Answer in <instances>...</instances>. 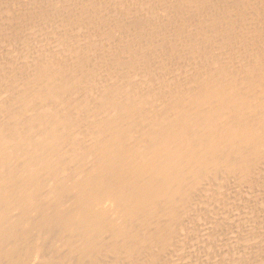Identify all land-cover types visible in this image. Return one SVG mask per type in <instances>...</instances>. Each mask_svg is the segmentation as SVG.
Segmentation results:
<instances>
[{"label":"bare ground","instance_id":"6f19581e","mask_svg":"<svg viewBox=\"0 0 264 264\" xmlns=\"http://www.w3.org/2000/svg\"><path fill=\"white\" fill-rule=\"evenodd\" d=\"M136 1L130 0L128 5L124 1L126 4H122V6H117L118 3H115L118 11L114 12L116 9L114 8L112 12H114L113 15L117 13L116 15H119L121 19L124 17L128 21L131 20L130 18L140 21L142 28L145 29L146 26H143L151 20L157 11L151 10L154 14L148 20V12L141 13L138 4L137 6L134 4ZM235 1L240 2L242 10L245 9L248 12L247 15L244 12L246 17L240 15L242 11L239 12V3V6H237L238 4L233 6L239 8L236 10L240 14L231 9L230 4ZM164 2L162 4L167 7H161L160 3L161 5H158L160 8L157 9L158 12L161 10L159 12L161 16L169 18L170 14V16L177 14V18H185V21L190 18L191 22L194 20L193 18H195L193 22L196 21V18L199 19L200 23H203L201 25L206 27V32L203 31L204 35L200 37L202 38L200 41L204 42L209 39L213 42L214 39L217 41L219 36H222V41L225 42V39L234 38L224 30H222L224 34L221 32L222 35H219L217 31V36H219L218 38L214 37L216 35L213 31L214 23L212 22L213 25H211L212 23H209L211 18H208L211 12H206L207 9H210L209 6L218 10L221 20V17L225 19L224 16H226L227 21L229 17L226 15L228 13L226 7L229 6L230 12L232 10L233 13H237V16L244 17L242 22L245 21V24L249 20H253L256 15L251 12L260 14L262 11L260 8L264 7L262 6L264 0H164ZM64 8H60V14L63 13ZM158 12L156 17L159 15ZM213 12L212 17L213 14H216ZM65 13H63L65 16L63 14L62 16L70 18ZM103 13L106 15L107 12ZM205 13H208V16L204 15ZM249 13L253 15V18L249 16ZM76 14L78 15L77 11ZM108 14L110 13L108 12ZM203 15L204 18L206 17L205 21L202 20ZM159 16L157 18L159 24H156L157 20L153 18L152 24L155 23L160 27L161 22L166 21L167 18L166 20L162 18V20ZM239 16L236 17L237 20H240ZM107 17L106 15V18H103L108 20L109 17ZM114 17H110L109 20L112 21ZM217 17L212 21L215 22ZM103 18L100 17V19ZM257 18H254L255 21ZM71 19L74 22L69 19L68 23L70 21L72 24L80 23L83 18H77L74 14ZM121 19L114 18V21L118 22ZM171 19L174 20V17L172 16ZM262 19L260 20L263 21L264 19ZM237 20L235 21L237 22ZM90 21L92 22V20ZM98 21L97 19L93 25ZM224 21H220V27L228 24V22L222 24ZM231 21L233 22V20ZM103 22L101 21V24ZM133 22L135 21L131 20L129 24ZM182 22H180L181 25L185 24L184 20ZM112 23L114 22L112 21ZM122 24L119 25L123 26ZM177 24L178 22L174 28L178 31ZM188 24L190 23L186 21L187 26L195 25V23ZM87 25L84 26L87 27ZM150 25L148 28L151 30L152 26ZM168 25L166 28L172 26ZM196 25L198 24L196 23ZM228 25H224V27L230 28ZM234 25H231L233 29ZM237 25L236 27H238ZM84 26H82V31ZM120 26L119 28H121ZM70 27L68 30L71 31ZM95 27L97 28V25ZM129 27L131 28L130 25ZM153 27L155 28V25ZM183 27L186 28L184 25ZM246 27L250 28V25ZM89 28L91 30L92 26ZM100 28L91 31L98 34L97 31ZM104 28L105 25L102 29ZM108 28L107 30L110 32L109 30L112 28ZM124 28H121V32ZM187 28L189 29V27ZM242 28L245 31L244 27H240L241 30ZM247 28L246 31L249 29ZM137 29H135L136 33L139 30L141 32L140 28ZM184 29L181 30L184 31ZM85 31H83L84 34ZM115 31H111V33ZM118 31L119 34L120 30ZM152 31L149 33H153ZM163 31L166 32V29ZM246 31L244 33L247 34ZM87 32L86 35L90 34L88 30ZM240 32L243 31L239 30L237 34ZM249 32H252V28ZM76 33L80 34L79 30ZM131 33L129 32V35ZM142 33L140 34L142 38L146 34L151 35L147 32L146 34ZM170 34L172 35V33ZM99 35L97 38H101ZM136 35L138 36V33ZM81 36L84 35H80L81 39L79 40L78 37H74L78 40H75L76 44H74L78 47L76 50L67 53L66 51L71 49L63 48L67 53L64 55L66 56L64 59L67 60L64 64L57 62V65L52 66L51 63L54 61H49L52 58L41 59L42 61L36 62L37 64L33 63V68L29 67L28 70L25 68L27 72L24 69L23 73L26 72V74L22 79V74L16 77L21 76L18 78L21 80L19 82L15 79L19 83L14 92L11 90L13 93L8 94L10 96L4 97L8 98L0 101V264H98V261L101 262L100 260H103L101 263L105 264L104 260L107 258L112 261V264H123L124 262H127L126 264H160L164 261L167 252L171 251L170 249L175 245L174 237L176 234H180L185 223L182 224V220L187 214L185 211L189 209L195 197L200 195L204 187L209 186L208 184L214 180L218 182L216 180L219 178L237 179V183L248 182L252 179L254 181V178L264 170V46L259 49L256 45L257 51H255V47L247 42L249 38H252V33L249 37L245 35V38L248 39H245L244 42L241 40L244 37L243 34H240L242 37L239 39L235 37L237 41L231 40L234 43H238L239 40L243 42L239 41L241 44L246 43L245 48L243 47L246 56L239 59L238 55L244 54L240 48L241 53H238L237 56L234 54L238 60H234L236 58L232 55L234 52L228 50L229 46L226 44L227 42H224L228 48L222 46L226 47L227 53L228 51L231 53L232 59L229 53L228 60L224 58L214 60V58V61L208 62L209 64L205 61V67L202 66L199 70L189 71L190 73H187V70L183 71L187 73L183 81L176 80L169 84L162 82L160 85L157 83L163 78L158 77L159 80L155 85H147L149 84L147 83V86L143 83H140L142 85L134 83L140 77H135V73L133 77L136 79L120 72L119 68L121 69V67L117 64L120 62L115 60L119 56L118 52H115L116 38L113 39L115 43L112 42L115 49L112 46L109 49L110 37L109 43H106L109 45L106 48V44H102L104 37L105 42L108 40L105 35L102 40L94 39L95 41L89 40L88 36H86L87 39H84L85 36L84 38ZM124 36L125 34L122 36L123 39ZM162 36L164 38L166 35ZM185 36L190 37V39H183L187 42L194 40V37L192 40V36H188V34ZM116 37L118 41V35ZM156 38L157 36H155ZM197 38L199 39V37ZM74 39L68 46L73 44ZM153 39L152 41H155ZM137 40L139 41V39ZM143 40L145 41V38L142 39V44ZM98 41H101V44ZM126 41H123L124 44ZM119 42L123 43L120 40ZM233 42L232 45L235 48L237 45L234 46ZM121 43L119 45L123 47L131 45ZM139 44L137 42V45ZM162 44L153 47H159ZM145 45L147 47V44ZM181 46L183 45L181 44ZM149 47L147 48L149 49ZM164 47L161 49L164 50ZM132 48L136 49L137 47ZM167 48L169 47H165V49ZM158 50L160 53V49ZM158 50L156 51L158 52ZM134 51L140 54L139 51ZM125 52L130 51H126L125 47L124 54ZM256 52L258 53L256 54ZM129 55L132 54L129 53ZM223 57L226 58V56ZM49 64L51 65L49 66ZM155 75L159 76L156 73ZM143 77H140L141 81L146 78ZM148 77L150 79L152 76ZM140 79L138 80L140 81ZM164 79L167 81L166 77ZM146 80L149 81L146 78L145 82L144 80L142 82L146 83ZM12 85L14 88V84ZM229 179H225V182H229ZM51 237L55 239L50 244L54 247L50 252L51 256L46 257L44 245L45 241ZM32 241L34 244L39 242V246L36 248L40 249L39 254H36L37 252L30 254ZM111 261L108 263L111 264Z\"/></svg>","mask_w":264,"mask_h":264},{"label":"rangeland","instance_id":"374dc122","mask_svg":"<svg viewBox=\"0 0 264 264\" xmlns=\"http://www.w3.org/2000/svg\"><path fill=\"white\" fill-rule=\"evenodd\" d=\"M121 1H123V2H121ZM124 1H126L127 4L124 3ZM129 2H130V0L128 2H127V0H119V1H117V0H0V68H1L0 69V79L2 77V79L0 80V93H1L0 94V97H1L0 101H2L3 99L8 98V97H6V98H4V97L7 96L8 94H12L14 92L15 87H17V84L20 82L19 80H21L23 78V75L25 76V74H26V72L28 70L27 68H29V67L33 68L34 64H37L38 62H40L41 59L42 60L43 59L46 60V59H51L52 58L51 60H49L51 62L54 61V63H51L52 66L57 65V62H58V64H61V63L64 64V62L67 61V60L64 59V57H66L64 55H66L67 53H70L71 51L73 52L74 50H76L77 46L74 45V44H76L75 40L78 41L79 39H81L80 35H84L85 36L88 33L87 30L89 31L90 34H88L86 36H88L89 38L86 37V36H85L86 38H84V36H81L84 39L88 38L89 40H92V41H95V40H98V39L102 40V37H104V35H105L106 39L108 38V40H106V42L104 40L105 37L102 40L103 42H105V43L102 42V44L105 45L107 42L109 43V39L111 38L110 39L111 43H110V45L108 44L109 45V49L112 46L113 49L116 48L115 52L116 53L118 52L117 55H119V56L115 60H117V62H120V63H117V64H119V67H121V69L119 68L120 72H122L124 75L127 74L128 76L130 75L132 77L136 74L135 77L144 76V77L148 78L149 81L146 80V83H144L146 78L143 79L144 82H142L143 81V80L141 81L142 78L140 79V77H139V78L136 79L135 77H133V78L136 79L135 81L133 80L136 85H138V83H139V85H142L140 83H143V85H145V86H147V85H155V83H157L158 80H159V79H157L158 77L159 78H163V79H164V77H166V80H167V81H165V79H164V81H165L164 82L163 79L162 80L160 79L161 81L159 80V82H161V83H159V82L157 83V84H160V85L162 84V82H163V84L166 83V82L169 84V82H172V81L175 82L176 80L177 81H181V80L183 81V80H185V77H186L185 75H187V73L193 72L195 70H199L200 68H202V66L205 67L206 63H208V62L210 63V62L216 60V58L217 59H221V58L223 59L224 58V59L228 60L227 57H228L230 52L228 51V53H227V50L225 49L226 47L228 48V46H229L228 50H231L232 53L234 52L232 54L234 56V58L238 55V53H241L240 52V48H242L241 51L244 54H241L240 56L238 55L239 59L244 57V55L246 56L245 49H244L245 48L244 45H246V43H244V44L240 43L242 41L244 42L245 39L246 40L248 39V38H245L246 37L245 35H247V37H249V36H251V33H252V36H251L252 38H249L250 40L248 39L247 42L250 43V45H253V47H255L257 45L258 47L257 46L256 47L261 49V47L264 46V43H263L264 42V32H263L264 31V29H263V25H264V22H263L264 21L263 20L264 19V13H263L264 11L263 10H264V7H263V9L260 8L262 10V11H260L261 15L258 12H256V13L255 12H251V13H253V15L254 14H256V15L259 14L257 16L256 15L254 16V18L258 17L259 20L257 18V20L255 21V19L253 18V15L249 13L250 14L249 16L251 18H253V20L251 19L252 21L249 20L245 24L244 23L245 21L242 22V18H244V17L241 18L238 15L240 20H237L236 17H238L237 13L240 14L239 12H241V11H242L241 12L242 14H240V15L241 16L244 15L246 17L248 12L245 11V9H243L244 11L242 10V6H241L240 2H238L240 4V7H239L240 9L239 8H235L233 6V5L236 6V4H238L236 1H235V3H231L230 7H231L232 10L239 9V12H237L238 10H236L235 12H237V13H235V12L233 13L232 10H231V12L229 11L230 10L229 6L226 7V8H228V13H229V14L228 13L226 14L229 17L228 21L230 19L233 20V22L230 20V22H232V24H231L232 26L235 23L234 29L230 25V22H228L226 20L227 19L226 16H224L225 19L223 17H221L222 20L219 18L220 15H219L217 9H213V8H211V6H209L210 9L206 10V12H208V13L211 12V13H209V14H211L209 16H208V13L204 14V15H207L209 19L211 18L209 23L211 24L213 22L214 26L216 25V27L218 25V27H217L218 29L213 26V28L216 29V30L215 29L213 30L214 34H216L215 36L213 35L214 37L217 36V34H218L217 31L219 32V35H222V33L224 34V32L228 31L230 33L229 35H232L231 37H234V38H231V40L235 39L234 41H237V38H235V37H238V39H239V38L242 37V36H240V34L241 35L243 34L244 37H243V39L241 38L242 41H240V40H239L240 42L238 41V43H240L241 45L238 44L237 42H235L236 43L235 44L232 41L234 43V46H236V45L237 46L238 45L241 46V47H239V46L237 47L236 46L234 48L233 45H232L231 40L225 39L226 42H227L226 43L225 41H222L223 38H222V36L220 37L219 35H218L219 39H217V41H216V39H214L215 40L214 42H213V40H210V39L209 40H205V42L204 41H200V39H202V38H200L201 35H204V33L206 32V27H204L205 25H201L203 23H200L199 19H197V18H196L197 22L196 21L193 22L195 20V18H193L194 20L191 19L192 22L190 21V18H189V20H186L187 23H190L188 25H191V23H195V25H196V23H197L198 25H196V27L197 26L198 27L196 29L194 24H192L191 26H187L185 18H182L179 15H178V17H181L182 19L181 18H177V14L172 15L174 17V20H172V19L170 20V18H172V16H170L171 14L169 15V18H167L165 16H161L159 14V12L161 10L158 12L157 9H158V7L160 8V6H158V5L160 3L162 4V2H164V0H142V1H138L137 0L136 2H134V4L136 6L138 4V7L141 8V11H140L141 13L142 12L143 13L148 12V17L146 16L148 20H150L149 18L152 17V15L154 14L153 12H151V10L152 11H157L158 14L160 15V16L159 15L158 16L161 19L165 18L164 20H166V18H167L166 21L161 22L162 24H160L161 25L160 27H159V25H156V24H159L158 23V19H157L158 16L157 17L155 16V15H157L156 14L157 12H155V14L153 15V17L155 16V18L152 17L153 19L157 20V23L156 24L155 23L152 24L154 20L152 21V18H151V20L149 21L151 23V25L148 22L147 24H145L143 26V27H145V26L147 27V28L145 27L146 30L144 28H142V23H140V21H138L136 19H133V18H130V19L134 20L135 22L129 24V22L131 20L128 21V20H126L123 17L124 19L122 18L123 19V24H122L121 17L119 15H116L117 13L115 15H113V13L116 10L118 11L116 5L117 6H122V4L128 5ZM115 3H118V4L115 5ZM155 3L156 4L158 3L157 6H156ZM164 4H165V2H164ZM164 4H162L161 7H163V6L165 7L166 5H164ZM239 4L237 6H239ZM110 5L113 8H111ZM262 6H264V4ZM145 7H147V8H145ZM58 8H59V10H58ZM60 8H64L63 9V13L66 12L67 13V14L65 13L66 16L69 15L70 18L63 17L62 16L63 13L61 12V14H60ZM114 8H116V9L114 10V12H112ZM65 9H66V11H65ZM110 9H111V11H110ZM142 9H144V10H142ZM211 9L216 13V14H213V17H212V12L213 11ZM74 10H75V12H74ZM98 10H100V11H98ZM61 11H62V9H61ZM76 11L78 12V15L76 14ZM89 11H90V13H88ZM104 11L107 12L106 15L108 17L111 14L112 15L110 17L119 16L117 18L119 20L121 19V21H119V20H118V22H117V20L114 21V18L117 19L116 17H114L113 20H112L115 24H117V26H114L115 24L112 23V21L109 20L110 17H109L108 20L105 19L106 15H105V13H103ZM69 12H74V13H69ZM108 12L110 14H108ZM244 12H245V14L246 13L247 14L245 15ZM261 12L263 13V15H262ZM81 13H82V17H81ZM83 13H84V15H83ZM164 13H165V11H164ZM230 13H232V14H230ZM74 14H75V16L77 18L78 17L79 18H83V19H81L80 23H77V22L72 23L75 26H73L70 23V21L74 22V20H72L74 18L71 19V17H73ZM79 14H80V16H79ZM101 14H102V16H101ZM217 14L219 15L218 17L216 16ZM233 14L236 15V16H234ZM71 15H73V16H71ZM92 15H93V17H92ZM99 15H100L101 18H103V17H105V18L100 19ZM204 15H203V19L202 20L205 21L206 17L204 18ZM175 16H176V18H175ZM230 16L233 17V18L235 17L236 19L235 18L234 19L237 20V22L233 18H231ZM33 17H34V19H33ZM215 17H217V20H215V22L219 21L218 23L217 22L215 23L214 21H212V20H214L213 18H215ZM260 17H262L263 19L260 18ZM67 18H68V20L70 19L69 23H68ZM86 18H88V19H86ZM61 19H62V21H61ZM97 19L100 22L98 21L97 22L98 24L96 23V24L93 25V23H95ZM176 19H178V20L175 22ZM260 19H262L263 21H261ZM63 20H67V21H63ZM88 20L89 21L92 20V22L91 21L89 22ZM124 20H126V23H124L125 22ZM179 20H180V22H182L184 20L185 24H183V25L186 28L189 27V29L185 28L187 31L184 29L183 25H181L183 22L180 24ZM82 21H85L87 23L86 24L84 22L82 23ZM101 21H104L102 24L105 23L104 24L105 25L104 29H102V27L104 25L102 26ZM107 21L108 22L110 21V22L108 23ZM168 21L171 22V23H169ZM220 21H224V22H222V24H224L225 22H228V24L230 25V28L228 27V29H227V28L224 27V25L225 26L228 25L226 23L223 26L221 25L224 28L220 29V28H222V27L219 26L221 24ZM238 21H240L241 23L238 22ZM62 22H65L66 24L62 23ZM167 22L169 23L170 26L172 25L173 27L171 26L172 27L171 28L168 25ZM172 22H174L175 24L178 22L179 25L178 24H177L178 26L176 25V28H179L178 31L174 28L175 24L172 23ZM35 23H37V24H35ZM81 23L84 24V25L90 24L89 26L90 27L92 26V29H96V30H98L101 27L100 30H102V31L99 33V31H100L99 30V31H97L98 34L97 33L95 34L94 33L95 31H91L92 29L90 30L88 25H87V27H85ZM106 23H108L107 24L108 26L106 25ZM118 23L122 24L124 27H126V25H127V27L124 28L123 26H120ZM139 23H140V25H137ZM163 23H165V25H163ZM213 23L211 25H213ZM238 23H240V24H238ZM242 23L245 26H247V25L249 26L250 25V28L248 27L249 28L248 29L246 27L248 29L246 31V28H245V26ZM77 24L78 25L80 24L81 26L80 25L78 26ZM109 24L111 25V27H110ZM131 24L133 25V27H132ZM148 24L150 26H152V27H153V25H155V28L151 27V30H150L149 29L150 27H149ZM199 24L201 26H203L204 28L201 27ZM63 25L65 27H67V28H65ZM96 25H97L98 29L95 27ZM118 25L121 28H124L126 30L123 29L124 32L123 31L121 32L122 29L119 28ZM129 25L134 30L131 29L129 27ZM134 25H136V26L134 27ZM166 25H168L170 28H166L167 27ZM211 25H210V27H211ZM236 25L238 27H239V25H241L240 27H244L245 31L247 32V34L244 33L245 31L243 30V28H242V30L240 29V27H239V29H237L238 27H236ZM72 26L74 27V30H77V31H74ZM82 26L85 27L83 29V31L86 30L85 34L81 30L83 28ZM137 26H140V27H137ZM156 26L158 27L157 29H156ZM192 26H194V27H192ZM68 27L71 28V31L68 30L69 29ZM75 27H77V28H75ZM106 27L107 28L109 27L108 29L113 27L114 29L112 28V29L109 30L110 32H108ZM137 28L141 29V32H139L140 30L137 32L138 36L136 35L137 33L135 32V29H137ZM164 28L166 29V32L163 31V30H165ZM190 28H192V29H190ZM251 28H252V32H249V31H251ZM127 29H129V32H132L133 34L136 33V34L133 35L131 33L129 35V32H127L128 31ZM142 29H144L145 31L144 30L142 31ZM147 29H149V30H147ZM153 29H156L159 32H157L156 30H153ZM181 29H184V31L181 30ZM78 30H79V33H80V30H81L80 34L76 33V32H78ZM104 30H105V32H104ZM118 30H120L119 34L121 36L117 33V32H119ZM188 30H190V31H188ZM222 30H224V32H222ZM230 30H232V32H230ZM239 30L243 31V32L242 33L240 32V34H237L239 32ZM253 30H254V32H253ZM111 31H115V32L111 33ZM149 31H152L153 33H151V32L149 33ZM203 31H205V32H203ZM233 31L234 32L236 31L235 32V34H237L236 36H235ZM72 32L73 33L75 32L74 33L75 35ZM126 32L128 33V35H127ZM142 32H144L145 34L147 32L148 34H151V35L149 36V35L146 34V36H143V38H142L141 35H140ZM155 32H156V34H154ZM163 32H165V33H163ZM169 32L172 33V35ZM174 32H175V34H173ZM93 33H94L95 37H94ZM101 33H104V34H101ZM105 33L108 34V37H107V34H105ZM110 33H111V36H114V37H111ZM160 33H161V35H166V36H164V38H163V36L161 37ZM231 33H233L234 36ZM254 33H255V36H253ZM99 34H101V35H99ZM124 34H125V36H124V39H123L122 36ZM187 34H188V36H192V38H191L192 40H193V37H194V40L197 37H199V39L197 38V40H199V41H197V40L196 41L189 40V42H187V41L183 40L184 38L190 39V37L188 38L187 36H185ZM98 35H99V37L101 36V38H97ZM117 35H118V41H117V37H116ZM154 35L157 36L156 39H155ZM128 36H130V37H128ZM132 36H133V38H132ZM139 36L141 38V41H140V38H138ZM147 36H149V37H147ZM158 36H160L162 39L160 37H158ZM169 36H170L171 39L169 38ZM218 36L216 38H218ZM74 37H78V40H77V38L74 39ZM119 37H121V38L119 39ZM146 37L148 38L147 40H146ZM166 37L168 38L167 40L165 39ZM128 38H130L131 40L133 39L132 40L133 42L130 39H128ZM144 38H145V41L143 40V44H142L141 42H142V39H144ZM152 38H154L153 40H155V41H152ZM73 39H74L75 43L73 42L72 45L68 46L70 42L72 43L71 40H73ZM113 39L116 40V43H115V41H113ZM135 39H136V41H135L136 43L134 42ZM137 39H139V41ZM149 39L151 40V42H150ZM220 39H221V41H219ZM251 39H252V41H251ZM119 40L122 41V42L127 40L125 44H127L129 42H132V43H129V44H131V45H129V47H128V45L125 46L126 47V51H128V50L130 51V52H127V53L125 52L126 55L124 54L125 47H123L122 45H119L121 43V42H119ZM163 40H164V42H163ZM218 41L221 42V43H219ZM99 42L101 44V41H98V43ZM112 42L115 43V48H114V44L112 45ZM117 42H119L118 45H116ZM137 42L140 43L139 44L140 46L137 45ZM144 42H148V43H145V44H147V47H149V45L152 43L150 45L149 49L146 47ZM153 42H155L156 44H154ZM194 42H196V43H194ZM224 42L228 46H226V44L224 45ZM258 42H260V43H258ZM160 43H163L162 46L163 45L165 46L167 44V46L169 48L165 49V47H167V46H165V47L163 46L164 47V50H163V49H161V48H163L161 45L159 47H157ZM180 43L183 46H181ZM198 43H200V44H198ZM216 43L219 45L218 47L216 46L217 45ZM251 43H253V44H251ZM121 44L125 45L124 42L121 43ZM141 44L144 45L146 48L143 47ZM153 44L154 45L158 44V45L154 48ZM108 45L106 44L105 47L108 46ZM220 45L221 46L224 45L226 47L222 46L223 49H220V48H222ZM134 46H136L138 49L137 48L133 49L132 47H134ZM117 47L119 48L118 51H117ZM122 47H123V49H122ZM256 47H255V51H257ZM63 48L66 49V50H68V49H71V50L66 51ZM127 48H129V49L127 50ZM142 48H145V49H142ZM157 48L160 49V53H159V50ZM217 48H218V50H217ZM231 48H233V49H231ZM131 49H133L132 52H131ZM151 49L152 50L155 49V50L152 52ZM134 50L139 51L140 54H138L137 52L135 53ZM156 50H158V52ZM161 50H163V51H161ZM235 50H237L239 52H236ZM43 51H45V52H43ZM65 51L67 53H65ZM120 51H122V52L119 53ZM185 51H187V52H185ZM146 52H147V54H146ZM167 52H169V53H167ZM258 52H256V54ZM129 53H131L132 55H129ZM182 53H185V54L183 55ZM224 53L227 54V55H225ZM45 54H46V58H45ZM47 54L48 55L50 54V55L48 56ZM166 55H167V58H166ZM232 55L230 53L231 59L233 58ZM223 56H226V58L223 57ZM230 56H229V58H230ZM57 57H60V58H57ZM62 57H63V59H62ZM157 57H158V59H157ZM186 57H187V59H186ZM238 57H236L234 60H238ZM245 58H247V57H245ZM36 59H37V61H36ZM156 61L158 62V64H157ZM205 61H206V63H205ZM31 63L32 64L34 63V64L32 65ZM51 64H49V66ZM152 64H154V65H152ZM184 64L185 65L188 64V66H185ZM165 65L168 66V67H166ZM26 66H28V67H26ZM155 66H156V68H155ZM55 67H57V66H55ZM58 67H59V65H58ZM129 68H130V70H129ZM134 68H136V69H134ZM180 68H181V70H180ZM12 69L14 70V72H13ZM24 69H25L26 72L23 73ZM175 70H177V71H175ZM185 70H187L188 72L184 73L183 71H185ZM138 72H139V74H138ZM159 72H161L163 74H161ZM155 73L159 74V76L155 75ZM19 74L20 75L22 74V77L21 76L18 77V78L21 77V79L16 78ZM148 76H152V77H150V79H149ZM153 77L155 78V80H152V79H154ZM183 77H184V79H181ZM15 79H17L19 82L17 80H15ZM138 79H140V81ZM156 79H157V81H156ZM150 81H151L152 84L150 83ZM13 82H15V83H13ZM147 83H149V84H147ZM6 84H8L7 86L9 88L6 86ZM12 84H14V88H13ZM15 84H16V86H15ZM8 89H9L10 93H9ZM1 95H3V96H1ZM8 96H10V95H8ZM263 173H264V170L257 177L254 178L255 179L254 181L252 179V180H248V182L245 181L244 183H241V182L237 183V181H238L237 179H231V180L234 181L233 182L229 178H225L226 180L229 179L231 181V182L230 181L229 182H225L226 181L225 179H223V178L220 179L219 178V180H216L218 182H215V180H214V181H212V182H215L214 184L212 182H211V184L210 183L208 184L211 187L206 185L207 187L203 188V191L200 192V195L198 197H195V199L191 203L189 209H187L185 211V212H187V214H185V218L182 220V224L184 222L185 223L182 226V230H181L180 234H178V235L176 234L175 235L176 240H175V237H174V241H176V242H174V241L173 242H174L175 245L170 249L171 250V251H169L170 253L167 252L168 254H166L164 256L166 259L164 258V261H162L160 264H170V263L171 264H264V262H263L264 261V175H263ZM219 181H221V182H219ZM218 183H220V184H218ZM231 184L234 185L235 187H233ZM245 185H247V186L245 187ZM205 188H207V189H205ZM194 201H195V203H194ZM53 239L54 238L51 237L50 239L45 241L46 244L44 246H45V251H46L45 252L46 257H49L48 255L51 256L50 252L53 251L52 247H54V246L50 245V244H52V242H53L52 240ZM48 245H50V246H48ZM38 246H39V242H36L34 244V242L32 241L31 244H30V250H29L30 254H33V253H36V252H37L36 254H39L40 253V249H38V250L36 249V248H38ZM100 261L103 262V260H100ZM104 261H105V264H109L110 262L108 263V261H111V260H109L107 258V260H104ZM101 262L98 261V264L99 263L102 264ZM126 263L127 262H124L123 264H126ZM111 264H112V261H111Z\"/></svg>","mask_w":264,"mask_h":264}]
</instances>
